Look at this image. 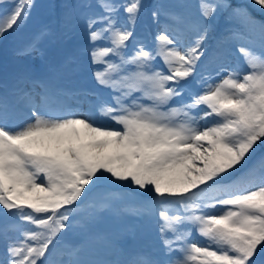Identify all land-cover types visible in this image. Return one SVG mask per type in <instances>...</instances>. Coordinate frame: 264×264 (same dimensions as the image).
Here are the masks:
<instances>
[{
    "label": "snow or ice",
    "instance_id": "6c2138e0",
    "mask_svg": "<svg viewBox=\"0 0 264 264\" xmlns=\"http://www.w3.org/2000/svg\"><path fill=\"white\" fill-rule=\"evenodd\" d=\"M37 7L0 0V40ZM47 10L16 56L83 44L0 83V264H264V0ZM105 213L152 225V237L126 246L137 235L99 231Z\"/></svg>",
    "mask_w": 264,
    "mask_h": 264
},
{
    "label": "rangeland",
    "instance_id": "374dc122",
    "mask_svg": "<svg viewBox=\"0 0 264 264\" xmlns=\"http://www.w3.org/2000/svg\"><path fill=\"white\" fill-rule=\"evenodd\" d=\"M50 2L51 0H36L38 7L33 10L32 21L29 23V25L24 30L21 31L20 34L10 36V40L1 47L0 54L2 56V61L8 60V63L0 62V81L1 82L10 81L12 74H14L15 72L18 73L25 69L30 68L37 72L39 70H45L43 68V65L40 64L39 56H36L35 58L21 57V56H16L14 52L16 49H18V47H23L25 43H27L31 35L39 28L41 23H46L48 21L49 16H48L47 5ZM148 2L151 3L152 0H148ZM231 2L233 4L246 3L247 0H231ZM252 15L256 18H261L259 14L256 12H252ZM228 26L241 33L245 32L246 30L244 22L240 18H233L229 22ZM224 28H225V21L222 19L215 26L214 30L210 33V37L208 41L209 46L215 45L214 41L212 40L218 38L219 35L223 33ZM71 42L77 45V47H73L75 49V52L77 53V49L82 46L83 41L78 38L66 41L67 44H70ZM49 45H50V42H46L44 45H42L43 53H44L43 57L45 58L47 55H49L54 50V48L49 47ZM72 51L74 50L68 48L67 46L61 47L60 54L57 56V58L55 57V59H53V61L55 60L53 65L58 67L61 64H63L64 61L70 57V55H67L65 53L66 52L70 53ZM240 64L241 66H243L242 60L240 61ZM135 219L136 217H133V216L116 217L111 214L105 213L103 220L98 225V228H99V231L101 232H111V231H133L134 232L135 230V234L137 235L138 239L135 241L131 239H126L124 241V244L126 246H132L134 244L143 245L148 239L152 237V230H151V235L149 236V238L147 239L142 238L143 235L142 233H140L139 229L143 227L145 228V226H147L148 223L144 221H136ZM150 227L153 229L152 225H150ZM141 238L144 239L143 244H141V241H142ZM76 239L77 238L71 233H68L65 236V240H67L68 242H75ZM200 242H203V241L201 240Z\"/></svg>",
    "mask_w": 264,
    "mask_h": 264
}]
</instances>
